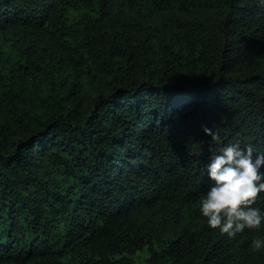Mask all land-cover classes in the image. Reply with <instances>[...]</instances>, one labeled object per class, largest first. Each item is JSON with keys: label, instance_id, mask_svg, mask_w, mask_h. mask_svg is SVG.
Here are the masks:
<instances>
[{"label": "trees", "instance_id": "trees-1", "mask_svg": "<svg viewBox=\"0 0 264 264\" xmlns=\"http://www.w3.org/2000/svg\"><path fill=\"white\" fill-rule=\"evenodd\" d=\"M236 142L264 152L260 0H0V264H264V225L199 213Z\"/></svg>", "mask_w": 264, "mask_h": 264}, {"label": "clouds", "instance_id": "clouds-1", "mask_svg": "<svg viewBox=\"0 0 264 264\" xmlns=\"http://www.w3.org/2000/svg\"><path fill=\"white\" fill-rule=\"evenodd\" d=\"M264 4V0H260ZM212 141L220 139L218 131L204 128ZM264 152L252 144L242 148L239 142L224 146L206 166L212 184L199 201V213L210 229L235 238L245 229L264 225V210L253 207L264 193ZM250 249L264 250V236L252 239Z\"/></svg>", "mask_w": 264, "mask_h": 264}, {"label": "rangeland", "instance_id": "rangeland-1", "mask_svg": "<svg viewBox=\"0 0 264 264\" xmlns=\"http://www.w3.org/2000/svg\"><path fill=\"white\" fill-rule=\"evenodd\" d=\"M139 256H140V258H144L146 255H145V253H140Z\"/></svg>", "mask_w": 264, "mask_h": 264}]
</instances>
